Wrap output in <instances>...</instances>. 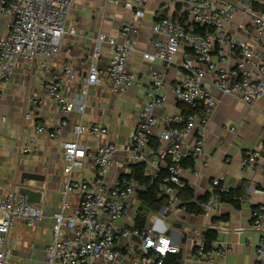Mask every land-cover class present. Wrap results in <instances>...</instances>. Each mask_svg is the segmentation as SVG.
<instances>
[{"label":"built area","instance_id":"1","mask_svg":"<svg viewBox=\"0 0 264 264\" xmlns=\"http://www.w3.org/2000/svg\"><path fill=\"white\" fill-rule=\"evenodd\" d=\"M116 6L124 5L135 10V21L144 16L148 0H109ZM77 0H0V18L10 20L7 35L0 39V103L2 88L10 82L19 63H32L38 58L58 57L66 35L75 36L68 28V18ZM252 20L259 41L264 45V0H183L182 16L179 19H163L152 28L154 55H145L151 61L171 65L182 49L187 50L173 88L176 100L189 107L191 113H179L163 120L159 136V111L167 105L165 94L167 82L161 73H153V85L145 94V102L139 114V123L124 152L128 165H145L147 170L159 172L161 163H167L166 175L160 187L169 205L178 201L181 165L187 158L198 159L204 155L205 132L215 114L218 101L211 95L207 80L226 96L239 99L246 105H254L264 99V51L239 40L231 33L237 15ZM204 31V33L195 30ZM139 34L138 25H124L116 39L107 40L100 35L93 60L100 57L103 44L112 49L108 76L113 91H124L129 87L142 86L131 73L129 59L133 51V39ZM90 65L86 84L81 95L88 97L90 87L101 85L100 73L95 63ZM76 75L71 64L63 67L44 85L46 100L54 104L61 122L52 137L57 139L69 127V117L84 113V106L70 101L65 92V83L75 82ZM44 105V101H35ZM37 135H44L46 127L37 123ZM74 141L62 143L64 154L63 172L72 176L83 170L87 163L96 168L95 176L89 180L70 179L62 189L61 209L52 219L53 234L46 248L47 264H121L122 253L117 249L119 237L141 240L140 252L150 256L153 264H164L169 255L180 252L170 237L155 235L153 230L119 229L117 222L130 214V205L136 195L137 184L121 182L110 186L107 176L119 152L118 145L108 140L109 127L101 121L91 125H75ZM195 138L188 146L189 138ZM94 146H88L83 139ZM32 151L30 145L22 148V154ZM262 149L244 153L243 164L253 168L262 159ZM217 189L226 193L229 187L215 180L208 200L201 204L203 215H215L221 202ZM264 196V189L258 190ZM79 197L73 206L70 197ZM44 216L35 204L18 191L0 195V264H27L12 262L8 248V235L19 221L34 228L44 221ZM252 227L259 234L256 262L264 264V205L252 213ZM199 256L206 264H221L232 253L231 249L205 251V241L197 244Z\"/></svg>","mask_w":264,"mask_h":264},{"label":"crops","instance_id":"2","mask_svg":"<svg viewBox=\"0 0 264 264\" xmlns=\"http://www.w3.org/2000/svg\"><path fill=\"white\" fill-rule=\"evenodd\" d=\"M182 3L183 0H148L143 18L135 21V10L124 5L116 6L109 0H77L68 18V28L74 29L76 35L64 37L60 55L52 59L40 57L32 63H19L15 68L10 82L2 88L0 103V195L19 192L23 187L44 191L42 203L36 206L45 218L34 228L23 221L15 224L8 235L12 262L47 264L46 248L51 243L54 225L52 217L61 209L63 185L69 178L89 181L95 176L96 168L90 163L70 177L63 172L62 143L75 140V125L87 126L101 121L108 125V140L117 144L119 149L107 176V182L112 187L131 174L133 166L127 164L124 150L138 126L145 94L153 85V73L165 76L168 98L167 105L158 113L156 135L159 136L162 131L166 117L182 113L173 88L187 50L182 49L171 65L144 58L145 55L155 54L152 28L156 22L168 18L186 21L182 16ZM135 22L139 34L133 39L129 69L142 86L114 92L108 76L112 49L109 44H103L99 59L94 61L96 40L100 35L107 40L116 39L124 25ZM9 29L10 20L0 18V39L7 35ZM230 30L239 40L264 51L249 17L237 15ZM93 61L100 73L101 85L90 87L88 97L83 98L81 90ZM68 64L75 71L76 79L72 84L65 83L66 95L77 106H84L85 110L83 114H71L69 127L55 139L52 134L61 118L56 106L46 100L44 85ZM207 86L218 101V107L205 132L204 155L195 160L194 169L181 168V179L191 189L194 203L207 197L212 183L220 180L240 194V208L221 203L219 211L207 218L187 212L179 200L174 205L165 202V211L149 215L146 229L153 230L155 235L171 238L180 249V264H206L198 254L197 244L204 240L208 231L217 233L213 250H232L221 264H254L260 236L252 227V213L258 206L264 205V196L257 193L264 189V151L261 161L253 168L244 166L243 155L262 149L264 145V99L254 105H246L214 88L209 79ZM35 101H44V105L38 106ZM37 123L46 127V134H36ZM83 142L94 146L89 139L84 138ZM194 142L192 137L186 144L191 146ZM26 145H30L32 151L23 155L22 148ZM37 169L46 177L45 183L26 182L22 185L21 175ZM166 169L167 163L163 162L159 172L150 169L147 175L153 179H164ZM136 191L130 214L117 222L121 230H133L135 226L140 208L138 186ZM161 196L165 197L162 193ZM70 201L75 206L80 200L72 196ZM140 245L138 238L125 240L119 237L117 249L124 258L121 264H153L150 256L140 252Z\"/></svg>","mask_w":264,"mask_h":264},{"label":"trees","instance_id":"3","mask_svg":"<svg viewBox=\"0 0 264 264\" xmlns=\"http://www.w3.org/2000/svg\"><path fill=\"white\" fill-rule=\"evenodd\" d=\"M195 30L204 33V31L198 30L197 28H195ZM180 107L182 113L184 114L191 113L192 111L186 105L180 104ZM181 167L194 169L195 159L192 157L187 158L185 161H183ZM124 181L136 183L139 187L138 193L140 208L137 212L133 230L143 231L146 229L149 215L151 213L160 212L166 206L165 202H168L166 197L161 196L160 187L163 179H153L147 175V169L145 165H135L131 169V174L126 176L122 182ZM216 195L218 196L221 203L230 204L236 209L240 208L242 199L238 192L229 189L228 192L222 193L217 189ZM208 197L209 195L194 203L193 193L191 189L185 184L180 189V192L177 196L178 200L181 202L182 208L195 215H203V210L200 206L208 200ZM204 241L205 251H212V245L217 241V233L215 231H208L204 236ZM180 261L181 258L178 254L169 255L163 260L164 264H180Z\"/></svg>","mask_w":264,"mask_h":264},{"label":"water","instance_id":"4","mask_svg":"<svg viewBox=\"0 0 264 264\" xmlns=\"http://www.w3.org/2000/svg\"><path fill=\"white\" fill-rule=\"evenodd\" d=\"M46 177L38 173V169L35 172H24L21 175V184L25 185L26 182H37L45 183ZM22 195L27 197L28 201L35 205H40L42 203V198L44 196V191H34L30 188L23 187L19 191ZM165 211V208L162 209V212Z\"/></svg>","mask_w":264,"mask_h":264}]
</instances>
